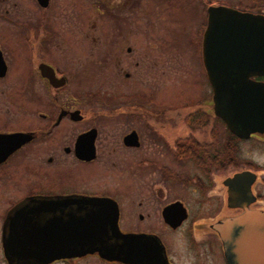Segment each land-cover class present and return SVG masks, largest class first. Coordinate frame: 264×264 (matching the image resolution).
<instances>
[{
	"label": "flooded vegetation",
	"instance_id": "obj_1",
	"mask_svg": "<svg viewBox=\"0 0 264 264\" xmlns=\"http://www.w3.org/2000/svg\"><path fill=\"white\" fill-rule=\"evenodd\" d=\"M138 6L0 0V264H130L77 247L44 261L115 215L132 264H264V192L235 170L244 140L214 113L201 42L188 80Z\"/></svg>",
	"mask_w": 264,
	"mask_h": 264
},
{
	"label": "water",
	"instance_id": "obj_2",
	"mask_svg": "<svg viewBox=\"0 0 264 264\" xmlns=\"http://www.w3.org/2000/svg\"><path fill=\"white\" fill-rule=\"evenodd\" d=\"M201 59L212 89L214 113L226 129L239 139L264 134V80L254 79L264 77V14L223 5L208 6L201 39ZM254 180L255 174L244 171L224 183L232 188L247 181L248 190ZM240 191L233 187L230 195ZM251 216L243 214L230 221V224H235L236 228L245 226V219ZM106 228L108 231L100 238L81 236L76 245H60L67 252L49 256L44 261L80 255L68 250L69 247H77L83 249L81 254L98 251L100 257L106 260L132 264L133 235H122L118 231L116 215ZM219 232L228 236L227 229ZM24 259L32 260L33 264L39 263L37 255Z\"/></svg>",
	"mask_w": 264,
	"mask_h": 264
},
{
	"label": "rangeland",
	"instance_id": "obj_3",
	"mask_svg": "<svg viewBox=\"0 0 264 264\" xmlns=\"http://www.w3.org/2000/svg\"><path fill=\"white\" fill-rule=\"evenodd\" d=\"M138 0L135 15L141 26L150 25L154 31L160 56L171 57V62L180 63L182 73L189 80L192 72L200 66L199 44L206 24V8L223 5L241 11H251L255 4L264 6V0ZM253 13H256L252 10ZM166 49V50H165ZM170 54H169V53ZM178 62V63H177ZM174 72H177L174 70ZM175 77V76H173ZM221 139L225 136L221 125ZM235 170L249 164L260 178L259 192H264V135L236 144ZM222 175V174H221Z\"/></svg>",
	"mask_w": 264,
	"mask_h": 264
},
{
	"label": "trees",
	"instance_id": "obj_4",
	"mask_svg": "<svg viewBox=\"0 0 264 264\" xmlns=\"http://www.w3.org/2000/svg\"><path fill=\"white\" fill-rule=\"evenodd\" d=\"M258 2H261L260 0H256V3H258ZM249 10H251V11H249V12H252V10H254L256 13H264V6H262V5H260V4H255L254 6H252L251 8H249ZM261 79H264V77L263 78H261Z\"/></svg>",
	"mask_w": 264,
	"mask_h": 264
}]
</instances>
